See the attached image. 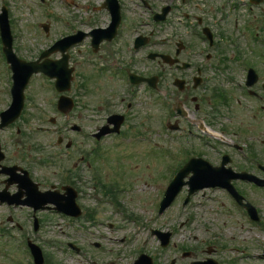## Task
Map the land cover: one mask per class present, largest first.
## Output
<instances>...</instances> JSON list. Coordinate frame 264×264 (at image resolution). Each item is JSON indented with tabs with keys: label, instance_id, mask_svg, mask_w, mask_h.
Instances as JSON below:
<instances>
[{
	"label": "rangeland",
	"instance_id": "1",
	"mask_svg": "<svg viewBox=\"0 0 264 264\" xmlns=\"http://www.w3.org/2000/svg\"><path fill=\"white\" fill-rule=\"evenodd\" d=\"M103 1L0 0V6L4 4L10 14L12 13L16 54L21 58L33 59L37 56L38 50L49 45L53 36L69 30L68 27L64 28L61 25V18H66L71 25L82 31L91 30L94 23L101 26L109 23L108 12L96 7ZM248 2V0H120L124 23H127V28L125 27L124 30L131 36L141 31L140 23H148L147 28L152 29L149 23H152L153 14L160 12L163 7H170L166 19L158 22L164 24L158 25L157 30L159 31L155 34L156 38L164 40L165 44H168L167 41L171 39L172 45L174 35L186 29L183 23H198V19H200L201 23H217L212 27L214 30H223L226 35L233 38L232 41L227 42L226 39L218 36L224 47L231 49V43L238 41L240 48L251 51L254 49L253 47H244L245 40L241 37V32H244L248 38L250 33L258 32L256 26L261 23L264 16L259 7H254ZM40 23L48 25V34L43 32ZM244 23L250 26V30L244 31ZM259 33L264 36V32ZM84 40L78 47L71 50L75 55L71 60L75 75L79 83L84 85L73 87L72 93L76 96L77 108L72 116L75 123L84 129V133L88 134L98 128L107 115L108 110L105 111L100 107L101 101L110 100L115 103L116 106L110 107V111H119L122 110V107L117 97L111 94V87L116 80L109 79L108 75L101 77L96 75L98 73L96 70L99 69L94 67L93 63L100 64L101 61L98 55L92 53L89 40ZM121 43L120 41L114 46H119ZM195 44V49L201 45L196 40ZM166 48L165 45L164 49ZM78 49L80 51L77 53ZM105 52L106 50L102 52V56L107 55ZM122 52L123 57L127 58L128 49H124ZM11 82V72L0 56V85L3 93L2 100L0 98V107L4 104L5 95L9 99ZM42 87L41 78L37 76L29 88L28 107L27 109L24 107L26 123L23 120L21 123L23 124L22 129L26 132L29 131L32 135V144L43 145L40 152L52 157V160L56 162L54 166H50L46 170V178H49L52 183H58L61 182L62 168L69 167L71 162L67 161L64 146L57 145V137L63 136L65 139L73 141L74 147L70 151L71 155L75 154L76 148L87 152L92 148V141L89 137H80L75 133L65 132L63 128L68 127V124H65V118L56 113L53 110L54 105L50 103V99H54V94H49ZM133 106L134 109L129 113L127 125L123 129H129L130 123L134 124L136 126L134 130L143 131L141 137H106L99 148L100 156L94 164L99 169L104 185L108 186L116 182L120 187H123L125 193H121L119 197L127 212L132 213L138 219L134 222L132 219L130 222H123L120 216L116 218L111 215L113 212L111 205H96L92 197L86 196L87 192L91 195L97 194V192L90 186L92 180L87 163L81 162L79 167L83 170L82 177L87 187L84 192L85 208L89 211H92L90 209L96 210L97 221H109L116 226H122V228L108 230L106 224L104 227L89 226L86 220L73 221L74 224L69 226L70 221L66 220L64 223L61 217L52 215L49 219L51 227L46 226V229L43 227L41 231L45 229V232L31 236L44 249L43 252L49 256V264H77L78 259H86H82V256L73 252L62 253V251L51 247L48 243L50 241L64 243L66 238L60 233L62 229L74 239L73 241L84 245L83 247L90 252L93 251L91 252L94 253L93 259L98 263L112 260L113 253L119 251L123 253V249L125 258L117 260L116 262H121L117 264H130L136 257L138 249H144L146 253L154 255V251L158 250L159 242L155 236L150 234L151 228L172 233L169 247L161 251V258H163L161 261L165 263L166 257L174 254L179 257L180 264H187L191 258L182 256L181 248L186 250L189 245L200 244V239L214 240L210 236L207 237L208 234L205 231L207 227L226 229L223 231L224 234L228 238L234 237L238 245L245 243L246 251H248L246 244L255 250V245L258 242L261 244L262 241V245H264V231L258 234L247 233V228L251 225L237 214L221 189L199 191L190 198L187 204L183 205L181 200L177 203L174 201L175 203L173 202L163 213H158V203L162 192L181 162L187 159V155L180 151L179 157L174 159L171 139L165 132H159L160 119L158 116L160 115L156 98L150 93H142L139 98L133 100ZM51 117H54V123L49 121ZM71 122H73L72 119ZM37 127L48 128V131H38ZM56 128L63 130L55 131ZM19 138L23 143L26 141L22 137ZM193 143L191 145L194 147L196 144ZM195 147L201 154H208L209 157L206 156V158L211 162L217 159V156L212 155L211 150ZM159 148L162 149L159 151ZM190 150L195 152V148ZM99 194V197L103 198L101 195L103 193ZM185 194L186 192H182L179 199H182ZM258 194L259 199L257 197L256 199L264 207V203H262L264 194ZM229 212H233L237 216H232ZM42 217L46 216L42 215ZM80 223H83L84 228L80 227ZM11 238L9 236L0 238V264H16L18 261L27 264L29 256L22 248L19 236L14 235ZM121 239L125 241L120 242ZM126 240L129 244L126 243ZM46 241L47 243H45ZM90 241H99L106 251L91 246ZM125 243L126 246H124ZM17 253L20 258L17 257ZM201 255V253L196 254L197 257ZM248 263L255 264L253 261H248ZM259 264H264V262L260 261Z\"/></svg>",
	"mask_w": 264,
	"mask_h": 264
},
{
	"label": "flooded vegetation",
	"instance_id": "2",
	"mask_svg": "<svg viewBox=\"0 0 264 264\" xmlns=\"http://www.w3.org/2000/svg\"><path fill=\"white\" fill-rule=\"evenodd\" d=\"M261 12L264 13V10ZM120 24L122 27L125 23ZM215 24L217 23H183L186 29L174 35L173 46L167 45L164 49L161 44L152 45L147 53L168 54L177 58L178 62L172 66L165 65L156 56L149 60V64L157 69L151 75L154 76L158 89L166 90L171 100L174 153L178 155L182 151L185 155L206 157L208 154L191 152L190 149L194 150L196 146L193 147L191 143L197 140L203 150L208 147L207 149L211 150L217 159L212 162L207 160L213 166L223 167L226 182L243 195V201L250 202L256 208L257 220L254 222L261 224L264 211L256 199L258 190L253 182L262 177L264 167V37L262 39L254 37L251 41L246 38L248 42H244L245 48L257 45L261 48L260 51H237L233 45H230L229 49L217 42L220 40L218 36L227 39L230 35H226L223 30H214L212 27ZM248 26H244V31ZM204 27L209 28L214 36L212 44L202 34ZM256 27H261L264 31V23H259ZM149 33L153 35L154 31L150 30ZM195 35L204 43L196 49ZM150 40L151 38L149 42ZM113 41H102L99 48ZM127 45L125 40L118 47L114 53V56L117 54L118 57L103 58L105 64H111L115 68L109 75L110 78L120 80L132 72L129 70L131 60L123 57L122 52L128 49ZM99 57H102V54H99ZM139 62L148 66V61ZM184 63H188V66L182 67ZM105 69L108 70V67ZM96 75L106 76L102 72ZM137 75L148 76L141 72ZM78 85L82 86V83ZM180 105L188 111L190 119L185 118L184 113L179 110ZM129 106L130 104L127 105ZM205 126L213 130L217 137L220 136L223 143L212 144L211 141H204L202 139L204 135L198 130ZM18 136L17 122L1 126L0 118V235L6 233L5 228L9 223L15 222V214L23 215L26 220H31V223L27 228L15 222L12 224L15 226L12 230L25 235L39 232L42 228L39 225V228L35 229L33 211L30 212V208L20 204L27 202L30 195L35 192L29 179L37 183L40 190H46L51 186L47 184L46 178L50 157L36 149V145L32 144V135H28L22 144ZM76 174L78 172L70 176ZM225 192L239 212L248 217L246 209L235 202L229 191ZM22 210L25 215L22 214ZM223 231L204 248L192 251L191 253H202L193 260L209 258L213 259L215 264H243V244L238 245L234 237L228 238ZM255 247L258 249L259 245L256 244ZM248 248L253 250L250 245ZM249 256L250 254L247 255ZM252 257L258 259L260 255L252 254Z\"/></svg>",
	"mask_w": 264,
	"mask_h": 264
},
{
	"label": "water",
	"instance_id": "3",
	"mask_svg": "<svg viewBox=\"0 0 264 264\" xmlns=\"http://www.w3.org/2000/svg\"><path fill=\"white\" fill-rule=\"evenodd\" d=\"M164 12H165V10H164ZM0 20H1V23H7V21H6V16H5V15H3V17L0 18ZM7 47H8V48L6 49V51L9 53V42H8V44H7ZM28 66H30V65H28ZM30 68L33 69V66H30ZM171 189H172V187H171ZM176 190H177V188L174 189V192H175ZM172 194H174V193L169 194L167 198L165 197V199H164V201H163V204H162V208H163L164 206H166V205L169 203V201L171 200V198H172V196H173Z\"/></svg>",
	"mask_w": 264,
	"mask_h": 264
}]
</instances>
